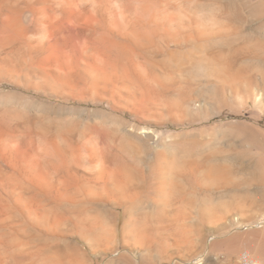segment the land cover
<instances>
[{"label": "bare ground", "instance_id": "1", "mask_svg": "<svg viewBox=\"0 0 264 264\" xmlns=\"http://www.w3.org/2000/svg\"><path fill=\"white\" fill-rule=\"evenodd\" d=\"M214 4L217 14L187 10L181 0H0V49L8 48L10 60L0 65V85L26 87L24 68L14 64L20 50L42 45L66 21L84 63L88 98L105 104L97 110L102 121L74 141L67 130L58 137L41 132L38 117L21 105L29 100L25 94H0V264H94L82 245L67 238L71 234L92 253L129 249L131 255L120 253L105 264H162L171 261L173 248L192 242L193 208L208 224L219 219L208 192L200 191L203 203L194 192L222 179L231 182L224 166L160 160L152 171L138 173L127 163L128 149L104 125L113 119L122 91L135 99V92L162 88L160 77L176 75L202 78L214 89L209 98L241 97L264 108V40L237 42L244 36L241 28L234 31L225 5ZM184 99L177 96L173 103L183 106ZM75 167L89 175L78 176ZM145 179L148 184L138 183ZM263 183L264 171L244 178V212L257 203ZM150 187L156 205L167 206L177 193L175 211L133 218L140 194ZM105 193L113 196L114 207L130 212L120 230L97 212ZM238 237L227 243L232 257L242 249L244 239ZM243 254L239 264H261L249 249Z\"/></svg>", "mask_w": 264, "mask_h": 264}, {"label": "rangeland", "instance_id": "2", "mask_svg": "<svg viewBox=\"0 0 264 264\" xmlns=\"http://www.w3.org/2000/svg\"><path fill=\"white\" fill-rule=\"evenodd\" d=\"M185 1L181 0V6L190 11L207 14L219 11L214 0ZM219 1L225 5L233 30L240 27L244 34L237 42L249 43L257 38L264 40V0ZM64 22L57 25L44 44L22 49L17 55L14 64L24 68L26 87L14 88L10 82H3L0 94H9L10 91L25 94L29 100L21 105L25 111L38 117L41 132H54L58 137V133L68 131L75 141L80 133L89 134L96 121H102L97 110L105 108V104L92 103L88 98L84 63L77 49V40L67 32V22ZM5 50L9 51L8 48L0 49V65L10 62ZM160 78L162 88L151 87L146 92H135V99L122 91L123 96L117 97L121 100H115L117 109H114L113 119L103 121L114 133L119 147L130 152L127 163L138 173L152 171L160 160L166 165L175 162L183 166L192 162H208L224 166L231 173V182L222 179L207 191L195 189L194 194L200 203H203L202 192H208L219 219L208 224L198 208H193L192 223L196 228L192 242L173 248L171 261L162 264H239L240 256L248 249L255 259L264 264V248L258 247V240L264 241V234L261 233L264 231V183L255 194L257 203L250 212H244L241 200L247 174L257 177L264 171V108L245 102L241 97L227 101L209 98L214 90L212 86L205 84L202 78L196 79L189 74L184 78L177 75L175 78ZM177 96L189 99H184L183 106H176L173 99ZM126 97L128 100H125ZM10 98H7L9 103L12 101ZM66 119L71 120L67 122ZM76 170L78 176L89 175L83 167ZM138 183L148 184L146 179L138 180ZM155 194L152 187L140 194L141 202L136 206L133 218L148 212L154 217L158 214L156 211H175L179 198L177 193H173L167 206L156 205L153 201L157 198ZM109 195L103 196L97 212L120 230L123 222L129 219L130 212L114 207L113 196ZM232 235H239L240 241L248 238L239 246L238 250L242 248L240 253L233 257L229 254L230 245L227 246ZM67 238L83 246V251L89 260L94 259V264H105L120 253L131 255L127 247H120L117 252L92 253L77 234Z\"/></svg>", "mask_w": 264, "mask_h": 264}]
</instances>
